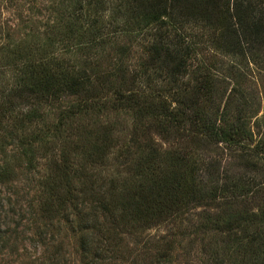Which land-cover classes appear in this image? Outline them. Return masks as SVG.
<instances>
[{
  "label": "trees",
  "instance_id": "obj_1",
  "mask_svg": "<svg viewBox=\"0 0 264 264\" xmlns=\"http://www.w3.org/2000/svg\"><path fill=\"white\" fill-rule=\"evenodd\" d=\"M44 2L0 55V184L46 162L78 264H264V0Z\"/></svg>",
  "mask_w": 264,
  "mask_h": 264
},
{
  "label": "rangeland",
  "instance_id": "obj_2",
  "mask_svg": "<svg viewBox=\"0 0 264 264\" xmlns=\"http://www.w3.org/2000/svg\"><path fill=\"white\" fill-rule=\"evenodd\" d=\"M27 1L0 0V55L6 52V46L11 44L13 47L26 41L27 36L28 40L35 34L43 38L47 27L52 24L51 16L46 12L47 2ZM33 6L39 8L40 15L33 14ZM252 84L261 98V110L252 122L255 140L260 142L261 139L264 141V86L259 80ZM9 154H14L13 149H9ZM21 164L15 181L0 184V264H52L50 258L58 246L63 248L69 263L78 264L77 234L61 219L51 221L43 217L35 205L46 162H40L35 174L26 170L24 161ZM168 229L155 228L149 234L165 235ZM180 262L185 264L184 256L180 257Z\"/></svg>",
  "mask_w": 264,
  "mask_h": 264
}]
</instances>
